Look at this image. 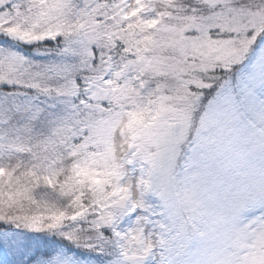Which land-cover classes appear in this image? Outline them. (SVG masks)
Masks as SVG:
<instances>
[{"label":"snow or ice","instance_id":"6c2138e0","mask_svg":"<svg viewBox=\"0 0 264 264\" xmlns=\"http://www.w3.org/2000/svg\"><path fill=\"white\" fill-rule=\"evenodd\" d=\"M0 264H264V0H0Z\"/></svg>","mask_w":264,"mask_h":264}]
</instances>
